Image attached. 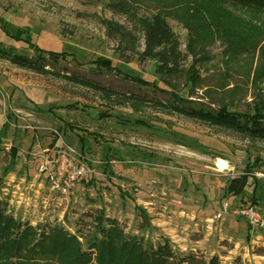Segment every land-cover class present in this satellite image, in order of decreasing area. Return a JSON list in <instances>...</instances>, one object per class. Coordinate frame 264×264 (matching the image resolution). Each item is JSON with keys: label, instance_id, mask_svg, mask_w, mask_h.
<instances>
[{"label": "rangeland", "instance_id": "374dc122", "mask_svg": "<svg viewBox=\"0 0 264 264\" xmlns=\"http://www.w3.org/2000/svg\"><path fill=\"white\" fill-rule=\"evenodd\" d=\"M168 7V0H0V50L36 58L35 49L12 38L22 29L40 49L66 53L57 62L45 55L48 74L0 57V203L38 234L58 227L76 236L94 264L99 252L90 244L114 227L144 251L168 246L177 260L264 264V228L234 214L218 218L224 203L252 198L264 215V141L171 106L172 93L204 110L234 95L228 110L252 114L257 91L245 75L250 67L243 58L225 63L218 40L192 57L187 30L168 18L179 67L187 70L196 58L201 83L191 87L182 73L161 74L157 60L142 55L146 33L138 19ZM235 13L264 29V15ZM61 150L94 171L67 192L40 171L43 158L56 160ZM244 174L250 175L244 192L227 194Z\"/></svg>", "mask_w": 264, "mask_h": 264}, {"label": "trees", "instance_id": "16d2710c", "mask_svg": "<svg viewBox=\"0 0 264 264\" xmlns=\"http://www.w3.org/2000/svg\"><path fill=\"white\" fill-rule=\"evenodd\" d=\"M165 1L167 0H161V2ZM168 1V12H158L150 19H138L139 27L146 33L147 48L142 54L143 57L157 60L159 72L163 75H181L182 73L191 87L200 85L201 79L196 69V58H194V64L187 70L179 67V44L167 24V19L173 18L187 30L189 55L192 57H196L197 53L205 55L209 45L217 40L220 41L225 47L224 55L228 57L225 63L231 64L230 62L234 63L243 58V61L250 67V71H247L245 75L248 80L251 78L253 87L257 91L252 114L228 110L229 106L233 105L234 95H228L227 99L230 102L223 100L222 106L218 109L204 110L187 106L188 100L171 92L173 96L171 106L189 117L199 119L214 127L238 132L252 140L264 141V88L262 87L264 82V29L254 25L252 20L250 21V18L245 16L246 13L242 17L235 13L236 9H243L244 12L250 11L258 17L264 15V0ZM154 2L159 3L160 0H154ZM125 8L121 7L123 10ZM126 9L129 10V8ZM107 25L120 32L124 30L122 26L114 22L107 23ZM29 34L28 30L18 29L12 38L25 42L35 49L36 58H29L10 50H0V57L20 67L48 74L46 68L49 64L44 63L45 55H49L53 62H57L56 59L59 56L65 58L66 53L40 49L32 42ZM253 66H256V69L251 77ZM134 80L143 85H152L138 78ZM228 86V81L224 82L221 84V89ZM238 89L237 86L231 92L234 94ZM54 156L57 157V153ZM249 176L244 174L240 178L233 179L227 188V194L240 196L247 187ZM82 179L84 178L80 180ZM255 204L257 202L252 198L250 203L245 202V204L231 206V208L254 206ZM98 222L102 225L103 219H98ZM51 230L48 235L38 234L34 227L23 225L8 216L6 209L0 203V264H94L92 254L83 251L82 244L76 236H71L58 227L51 228ZM105 232V238L99 243L90 244V249L99 252L97 264H218L215 257L205 263L193 257L177 260L167 248L168 246L147 252L136 240H128L123 232L115 227Z\"/></svg>", "mask_w": 264, "mask_h": 264}, {"label": "built area", "instance_id": "2783aa9c", "mask_svg": "<svg viewBox=\"0 0 264 264\" xmlns=\"http://www.w3.org/2000/svg\"><path fill=\"white\" fill-rule=\"evenodd\" d=\"M57 155L56 160L43 158L40 171L48 174V179L59 190L67 192L81 178L91 176L94 173L91 166L81 158H73L68 152L63 150ZM52 165H55L54 171L49 169ZM230 214L244 218L254 228H264V215L253 205L231 208L228 203H224L219 211L218 218H223Z\"/></svg>", "mask_w": 264, "mask_h": 264}, {"label": "bare ground", "instance_id": "6f19581e", "mask_svg": "<svg viewBox=\"0 0 264 264\" xmlns=\"http://www.w3.org/2000/svg\"><path fill=\"white\" fill-rule=\"evenodd\" d=\"M221 166V165H220Z\"/></svg>", "mask_w": 264, "mask_h": 264}]
</instances>
